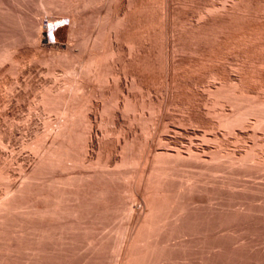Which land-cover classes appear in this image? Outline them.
<instances>
[{"label":"rangeland","instance_id":"1","mask_svg":"<svg viewBox=\"0 0 264 264\" xmlns=\"http://www.w3.org/2000/svg\"><path fill=\"white\" fill-rule=\"evenodd\" d=\"M263 88L264 0H0V264H264Z\"/></svg>","mask_w":264,"mask_h":264},{"label":"bare ground","instance_id":"2","mask_svg":"<svg viewBox=\"0 0 264 264\" xmlns=\"http://www.w3.org/2000/svg\"><path fill=\"white\" fill-rule=\"evenodd\" d=\"M54 22H55V21H54ZM60 23H61V21H59L58 23L53 24V25H57V27H58ZM243 26H244V25H243ZM111 48H112V47H111ZM107 51H108V50H107ZM112 51H113V50H112ZM109 52H110V51H109ZM109 54H110V53H109ZM98 55H99V54H98ZM101 55H102V54H101ZM103 55H104V54H103ZM96 56H97V55H96ZM106 57H107V56H106ZM108 57H109V56H108ZM110 57H113V56H111V54H110ZM114 57H116V55H115ZM92 59H94V57H93ZM92 59H91V61H92ZM106 59H107V58H106ZM106 59H105V61H108V60H106ZM102 60H103V59H102ZM94 62H95V61H94ZM94 62H93V63H94ZM101 62H103V61H101ZM101 62H100V63H101ZM112 62H113V61H112ZM112 62H111V63H112ZM93 63H92V64H93ZM107 63H108V62H107ZM107 63H106V64H107ZM111 63H110V64H111ZM95 64H96V63H95ZM91 66H92V65H91ZM96 67H97V66H96ZM107 67H108V68H107V71H108L111 67H110V66H107ZM109 67H110V68H109ZM103 69H104V68H103ZM110 72H111V71H110ZM108 73H109V72H108ZM239 76H240V75H239ZM239 76H238V78H239ZM239 81H240V80H239ZM239 81H238V82H239ZM241 81H242V80H241ZM241 81H240V82H241ZM78 85H79V84H78ZM236 85H238V84H236ZM63 86H64V85H63ZM79 86H81V85H79ZM79 86H78V88H79ZM240 86H241V85H240ZM70 87H71V86H70ZM70 87H69V88H70ZM237 87H238V86H237ZM81 88H82V86H81ZM81 88H80V89H81ZM66 89H68V88H66ZM74 89H75V88H74ZM263 89H264V88H263ZM49 90H50V89H49ZM54 90H55V89H54ZM76 90L78 91V89H76ZM44 91H45V90H44ZM67 91H68V90H67ZM69 91H70V90H69ZM63 92H64V91H63ZM75 92H76V91H75ZM45 93H47V91H45ZM48 93H49V92H48ZM52 93H53V92H52ZM65 93H68V92H64V93H62V94L65 95ZM76 93H77V92H76ZM55 94H58V93L56 92ZM73 94H74V93H73ZM77 94H78V93H77ZM263 94H264V93H263ZM263 94H262V95H263ZM42 95H43V92H42ZM47 95H48V94H47ZM49 95H50V94H49ZM49 95H48V96H49ZM51 95H52V94H51ZM51 95H50V96H51ZM60 95H61V94H60ZM74 95H75V94H74ZM50 96H49V97H50ZM62 96H63V95H62ZM75 96H76V95H75ZM41 97H42V96H41ZM44 97H45V96H44ZM46 97H47V96H46ZM46 97H45V98H46ZM53 97H55V99H56L58 96L53 95V96L51 97V99H52ZM60 97H61V96H60ZM60 97H58V99H59ZM66 97H67V95H66ZM73 97H74V96H73ZM258 97H259V96H258ZM63 98L65 99V96L62 97V99H63ZM58 99H56V100H58ZM60 99H61V98H60ZM60 99H59V100H60ZM256 99L258 100V98H256ZM40 101H41V100H40ZM50 101H51V100H50ZM62 101H63V100H62ZM65 101H66V99H65ZM259 101H260V100H259ZM46 102H49V100L46 101ZM52 102H53V101H52ZM52 102H51V103H52ZM59 102H60V101H59ZM59 102L57 103V105L59 104ZM262 102H263V100H262L261 102H259V103L261 104ZM0 103H1V102H0ZM43 103H44V102H42L41 104L44 105ZM54 103H55V101H54ZM60 103H62V102H60ZM256 103H258V101H257ZM263 103H264V102H263ZM263 103H262V104H263ZM47 104H48V103H47ZM47 104H46V105H47ZM0 105H1V104H0ZM52 105H54V104H52ZM57 105H56V106H57ZM61 105H64V104H61ZM3 106H6V105L3 104ZM59 106H60V105H59ZM59 106H58V107H59ZM81 106H82V105H81ZM251 106H252V105H251ZM254 106H255V105H254ZM257 106H258V105H257ZM1 107H2V106H1ZM44 107H46V106H44ZM53 107H54V106H53ZM87 107H88V105H87ZM249 107H250V106H249ZM4 108H5V107H4ZM81 108H82V107H81ZM81 108H80V109H81ZM255 108H256V107H255ZM258 108H259V110L261 109V107H258ZM1 109H2V108H1ZM44 109H45V108H44ZM44 109H43V110H44ZM52 109H53V108H52ZM84 109H86V108H84ZM248 109H249V108H248ZM252 109H253V108H252ZM256 109H257V108H256ZM47 110H48V109H47ZM81 110H83V109H81ZM257 110H258V109H257ZM257 110H256V113L258 114ZM87 111L89 112V110H87ZM248 111H250V110H248ZM261 111L264 112V108H263V110L261 109ZM45 112H46V111H45ZM49 112H50V111H49ZM49 112H48V113H49ZM83 112H85V111L83 110ZM250 112H252V111H250ZM253 112H254V110H253ZM253 112H252V114H253ZM262 112H260V113H262ZM46 113H47V112H46ZM79 113H80V112H79ZM79 113H78V114H79ZM237 113H239V112H237ZM248 113H249V112H248ZM254 113H255V112H254ZM85 114H87V113H85ZM244 114H245V113H244ZM246 114H247V111H246ZM246 114H245V115H246ZM252 114H251V115H252ZM262 114H264V113H262ZM42 115H43V114H42ZM44 115H45V114H44ZM49 115H50V114H49ZM238 115H239V114H238ZM247 115H248V114H247ZM255 115H256V114H255ZM81 116H82V113H81ZM81 116H80V117H81ZM85 116H89V115H85ZM236 116H237V115H236ZM243 116H244V115H243ZM259 116H262V115L260 114ZM259 116H258V121L260 120V119H259V118H260ZM43 117H44V116H43ZM75 117H77V113H76V116L74 115V118H75ZM239 117H240V115H239ZM244 117H245V116H244ZM262 117H263V116H262ZM74 118H73V119H74ZM87 118H88V117H87ZM87 118H86V119H87ZM231 118H232V117H231ZM233 118H235V117H233ZM68 119H70V118H67V120H68ZM73 119H72V120H73ZM77 119H80L79 116L77 117ZM77 119H76V120H77ZM243 119H246V118H243ZM70 120H71V119H70ZM72 120H71V121H72ZM74 120H75V119H74ZM74 120H73V122H74ZM81 120H82V119H81ZM229 120H230V118H229ZM247 120H249V119H247ZM256 120H257V118H256ZM256 120H255V121H256ZM71 121H69V123H71ZM84 121H86V120H84ZM222 121H223V120H222ZM234 121H235V120H234ZM238 121H239V120H238ZM238 121H236V122H238ZM240 121H241V119H240ZM261 121H262V119H261ZM75 122H76V121H75ZM224 122H225V121H224ZM236 122H235V123H236ZM244 122H246V120H244ZM244 122H242V123H244ZM78 123H79V122H78ZM225 123H226V122H225ZM231 123H232V122H231ZM242 123L240 122L241 125H242ZM257 123H258V122H257ZM71 124H72V123H71ZM71 124H70V125H71ZM75 124H77V122H76ZM81 124H82V123H81ZM238 124H239V123H238ZM240 124H239V125H240ZM253 124H254V123H253ZM260 124H262V123H260ZM60 125H62V124L60 123ZM67 125H69V124L67 123ZM73 125H74V124H73ZM226 125H227V124H226ZM234 125H235V124H234ZM239 125H238V126H239ZM255 125H257V124H255ZM64 126H65V125H64ZM232 126H233V125H232ZM235 126H237V124H236ZM251 126H252V125H251ZM253 126H254V125H253ZM257 126H258V125H257ZM259 126H260V125H259ZM66 127H67V126H66ZM69 127L71 128V126H69ZM75 127H76V126L74 125V128H75ZM228 127H229V126H228ZM255 127H256V126H255ZM252 128H254V127H252ZM253 130L255 131L256 128L253 129ZM246 153H247V152H245V153L243 154V157H244V155H245ZM248 155H250V154L247 153V157H246V159L248 158ZM244 158H245V157H244ZM243 160H245V159H243ZM129 246H130V245H129Z\"/></svg>","mask_w":264,"mask_h":264}]
</instances>
